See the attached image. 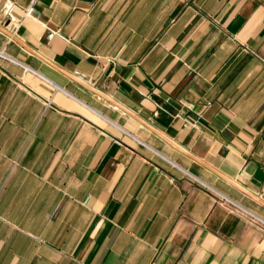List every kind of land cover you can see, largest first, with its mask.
I'll list each match as a JSON object with an SVG mask.
<instances>
[{"label": "crops", "instance_id": "obj_1", "mask_svg": "<svg viewBox=\"0 0 264 264\" xmlns=\"http://www.w3.org/2000/svg\"><path fill=\"white\" fill-rule=\"evenodd\" d=\"M0 25L174 143L0 27V264H264L189 175L264 217L201 162L264 200V0H0Z\"/></svg>", "mask_w": 264, "mask_h": 264}, {"label": "water", "instance_id": "obj_2", "mask_svg": "<svg viewBox=\"0 0 264 264\" xmlns=\"http://www.w3.org/2000/svg\"><path fill=\"white\" fill-rule=\"evenodd\" d=\"M0 27L2 29H4L10 36H12V38H14L15 40H17L20 44H22L23 46H25L29 51H31L32 53L36 54L37 56H39L41 59H43L45 62H47L48 64H50L51 66H53L54 68H56L57 70H59L60 72L66 74L67 76H69L71 79L75 80L76 82H78L79 84H81L83 87H85L86 89L90 90L91 92L99 95L100 97L106 99L107 101H109L110 103L114 104L115 106H117L118 108H120L121 110H123L125 113L129 114L130 116H132L133 118H135L136 120H138L142 125L146 126L147 128H149L150 130H152L153 132H155L156 134H158L159 136H161L162 138L166 139L167 141H169L171 144H174L172 140H170L168 137H166L161 131L157 130L155 127H153L150 123H148L146 120L142 119L140 116H138L135 112H133L132 110H130L129 108H127L125 105H123L122 103H120L118 100H116L114 97H112L110 94H108L107 92L103 91L102 89L98 88L97 86L89 83L87 80H85L84 78H82L81 76L72 73L66 69H64L63 67L59 66L58 64H56L55 62H53L51 59L47 58L46 56L42 55L41 53H39L38 51L34 50L33 48L29 47L28 45H26L24 42H22L14 33L10 28L4 27L3 25H0ZM205 166H207L209 169H211L213 172H215L216 174H218L221 178L225 179L226 181H228L230 184H232L233 186H235L236 188L242 190L243 192H245L246 194H248L249 196H251L253 199H255L257 202L261 203L262 205H264V200L257 196L256 194H254L253 192L249 191L247 188H245L244 186H242L241 184H239L237 181L233 180L232 178L226 176L225 174L221 173L219 170L213 168L212 166H210L209 164L201 161Z\"/></svg>", "mask_w": 264, "mask_h": 264}, {"label": "built area", "instance_id": "obj_3", "mask_svg": "<svg viewBox=\"0 0 264 264\" xmlns=\"http://www.w3.org/2000/svg\"><path fill=\"white\" fill-rule=\"evenodd\" d=\"M15 26H16V24H15ZM8 28L13 30L12 29L13 27H8ZM0 57L1 58H9V56L1 49H0ZM48 104H49V102H48ZM189 175H191L200 184H202L207 190H209L215 196L218 203L225 206L229 210L238 212L239 214L244 216V218L247 220V222L249 224H251L252 226H254L255 228H257L259 230V232L264 236V217L261 214L255 212L251 208L244 206L243 204L236 201L232 197L226 195L225 193L217 190L215 187H213V186L207 184L206 182L200 180L199 178H197L193 174L189 173Z\"/></svg>", "mask_w": 264, "mask_h": 264}]
</instances>
